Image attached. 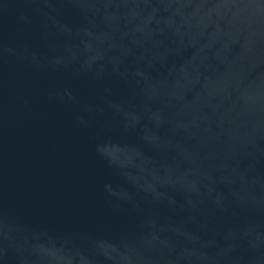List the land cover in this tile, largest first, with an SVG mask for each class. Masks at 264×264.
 I'll return each mask as SVG.
<instances>
[{
	"label": "water",
	"instance_id": "1",
	"mask_svg": "<svg viewBox=\"0 0 264 264\" xmlns=\"http://www.w3.org/2000/svg\"><path fill=\"white\" fill-rule=\"evenodd\" d=\"M0 264H264V0H0Z\"/></svg>",
	"mask_w": 264,
	"mask_h": 264
}]
</instances>
